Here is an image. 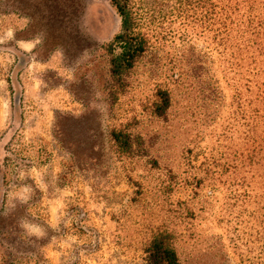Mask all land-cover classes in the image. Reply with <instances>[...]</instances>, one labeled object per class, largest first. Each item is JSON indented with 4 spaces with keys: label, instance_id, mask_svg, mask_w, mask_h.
Listing matches in <instances>:
<instances>
[{
    "label": "rangeland",
    "instance_id": "374dc122",
    "mask_svg": "<svg viewBox=\"0 0 264 264\" xmlns=\"http://www.w3.org/2000/svg\"><path fill=\"white\" fill-rule=\"evenodd\" d=\"M134 1L145 50L115 79L111 0H0V264H150L159 232L183 264H264L252 49L207 0Z\"/></svg>",
    "mask_w": 264,
    "mask_h": 264
},
{
    "label": "trees",
    "instance_id": "16d2710c",
    "mask_svg": "<svg viewBox=\"0 0 264 264\" xmlns=\"http://www.w3.org/2000/svg\"><path fill=\"white\" fill-rule=\"evenodd\" d=\"M119 13L122 28L110 45L111 73L115 79L134 66L138 56L145 50V38L136 30V10L134 0H111ZM210 13L209 26L215 25L220 14V31L228 46L237 40L241 51L253 52L255 85V123L257 163L264 159V0H207ZM119 48V52L116 49ZM161 103L157 113L164 116L170 107V94L160 91ZM114 141L124 149H131L132 140L128 133L113 131ZM0 164V205L5 199L6 169ZM4 260V258H3ZM147 260L150 264H183L176 249L171 245L169 234L157 233L148 247Z\"/></svg>",
    "mask_w": 264,
    "mask_h": 264
},
{
    "label": "clouds",
    "instance_id": "9594fccd",
    "mask_svg": "<svg viewBox=\"0 0 264 264\" xmlns=\"http://www.w3.org/2000/svg\"><path fill=\"white\" fill-rule=\"evenodd\" d=\"M21 178H23V174ZM30 192L31 190L27 186L21 187L19 190L8 192L7 196L10 206L15 208L17 201L19 203H27L31 198ZM51 226L55 227V218H53ZM20 227L28 236L41 238L45 234L41 225L32 223L28 220H21Z\"/></svg>",
    "mask_w": 264,
    "mask_h": 264
}]
</instances>
